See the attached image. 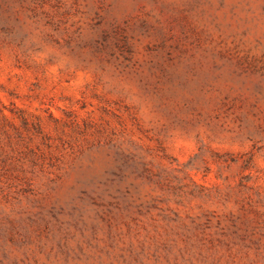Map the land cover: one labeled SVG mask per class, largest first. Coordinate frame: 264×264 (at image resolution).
I'll use <instances>...</instances> for the list:
<instances>
[{
  "label": "rangeland",
  "instance_id": "obj_1",
  "mask_svg": "<svg viewBox=\"0 0 264 264\" xmlns=\"http://www.w3.org/2000/svg\"><path fill=\"white\" fill-rule=\"evenodd\" d=\"M2 111L0 264H264V0H0Z\"/></svg>",
  "mask_w": 264,
  "mask_h": 264
},
{
  "label": "trees",
  "instance_id": "obj_2",
  "mask_svg": "<svg viewBox=\"0 0 264 264\" xmlns=\"http://www.w3.org/2000/svg\"><path fill=\"white\" fill-rule=\"evenodd\" d=\"M0 117H3L4 119L11 122V120H9V116L4 111L0 112ZM21 120H22L23 126H25V127H23V129L30 131L31 127H29L28 118L21 117ZM42 129H43L42 127H36L37 133H44V131H42ZM231 160H232V162H236V159H231Z\"/></svg>",
  "mask_w": 264,
  "mask_h": 264
}]
</instances>
